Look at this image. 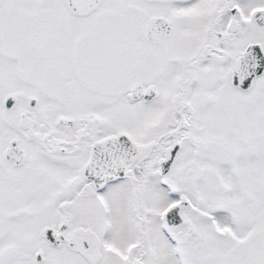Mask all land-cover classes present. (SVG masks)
<instances>
[{
    "label": "snow or ice",
    "instance_id": "obj_1",
    "mask_svg": "<svg viewBox=\"0 0 264 264\" xmlns=\"http://www.w3.org/2000/svg\"><path fill=\"white\" fill-rule=\"evenodd\" d=\"M0 264H264V0H0Z\"/></svg>",
    "mask_w": 264,
    "mask_h": 264
}]
</instances>
